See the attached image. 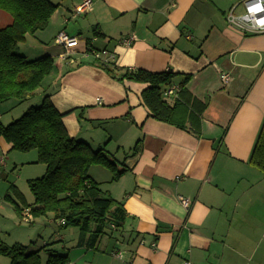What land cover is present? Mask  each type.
<instances>
[{
    "label": "crops",
    "instance_id": "0c3cea01",
    "mask_svg": "<svg viewBox=\"0 0 264 264\" xmlns=\"http://www.w3.org/2000/svg\"><path fill=\"white\" fill-rule=\"evenodd\" d=\"M48 1L56 9L46 29L20 45L22 56H36L30 60L51 57L53 70L33 96L0 104V123L48 96L69 137L115 162L117 180L100 166L88 176L125 218L94 249L80 246L78 230L51 214L33 218L38 238L46 237L42 246L53 243L46 249L58 247L68 264H264V175L248 165L264 120V34L227 25V11L240 0H91V11L76 16L81 0ZM60 32L80 38L64 58L54 42ZM127 38L128 47L121 44ZM92 50L107 51L108 65L118 69L189 75L184 89L195 103L184 110L194 118L184 128L155 121L141 101L145 86L112 79ZM221 72L230 81L221 82ZM14 152L0 139V172L10 165L24 172L28 163ZM0 264L9 260L0 256Z\"/></svg>",
    "mask_w": 264,
    "mask_h": 264
},
{
    "label": "trees",
    "instance_id": "16d2710c",
    "mask_svg": "<svg viewBox=\"0 0 264 264\" xmlns=\"http://www.w3.org/2000/svg\"><path fill=\"white\" fill-rule=\"evenodd\" d=\"M56 6L48 0H0V10L9 14L10 24L0 28V104L7 101L22 102L33 96L53 70V60L42 56L28 60L18 54V44L27 36L46 29ZM112 79L144 85L140 93L141 101L155 121L184 128L187 119H193L186 107H193L195 100L184 89L189 75L169 71L152 73L142 69H118L108 63L100 65ZM183 77L175 84V79ZM178 88L175 98L165 99L163 93L174 85ZM202 105L199 112L204 109ZM59 114L44 96L38 106L28 108L20 117L4 126L0 123V139L11 145V150L19 153L35 151L36 163L45 166L44 174L38 179L27 181L33 198L32 205H26L22 195L14 185L8 187L4 200L13 205L19 214L18 204L30 208L37 219L51 214L54 221L64 220L62 228L78 230V244L94 249L101 236L108 230H117L124 223L122 206L101 192L88 176L91 166H100L111 173V181L120 177L115 162L102 150L92 151L88 145L67 135ZM183 120V122H182ZM195 121H199L197 118ZM197 121V122H198ZM196 123V122H195ZM199 123V122H198ZM199 137L200 130L192 128ZM248 165L264 175V120L258 131ZM53 243L29 251L28 246L0 244V256L9 264H68L66 256L53 249ZM46 255L42 263L40 254Z\"/></svg>",
    "mask_w": 264,
    "mask_h": 264
},
{
    "label": "rangeland",
    "instance_id": "374dc122",
    "mask_svg": "<svg viewBox=\"0 0 264 264\" xmlns=\"http://www.w3.org/2000/svg\"><path fill=\"white\" fill-rule=\"evenodd\" d=\"M10 22H11V17L9 16V14L0 10V28L5 27L6 25L10 24ZM20 44L22 43L18 44V46L20 47L17 53L21 55L22 51H24V49L26 48V45H20ZM28 57L29 58L27 59L30 60L32 59V57H36V56H28ZM35 154H36L35 151H32L30 153L14 152V154L12 155L13 158L15 157V155L20 156L21 158L20 161L28 163V165H24L25 169L22 170L24 172H21V166L13 168L11 165L7 166L5 170L0 172V198H1L0 215L2 216V217L0 216L1 219L0 238L4 241V245H8V246H12L14 244H21L24 246L30 245L29 251H33L41 248L40 246H42L43 239L46 240L45 236L44 238L43 237L38 238L41 235L40 234L41 224L39 222L38 223L35 222L34 224L22 223L18 217L19 214H16L14 212L13 205L4 201L3 198L6 194H8V187L17 182L16 184L19 186L20 190L25 196V199L28 203L27 205L29 206L33 204V198L28 189L27 181L40 178L43 175L42 170L44 168V165L36 163L37 155ZM10 196L18 204L19 208H21L22 205L12 195ZM32 218L34 217L32 216ZM41 219H45V218L42 217ZM60 230L57 233H60ZM41 233H44L43 230ZM36 234L38 235L36 236ZM48 241L52 242L51 240ZM67 241H69V239H67ZM55 250L57 252L62 253L58 247H56ZM44 258L45 255L41 253L40 259L42 263L44 262Z\"/></svg>",
    "mask_w": 264,
    "mask_h": 264
},
{
    "label": "built area",
    "instance_id": "2783aa9c",
    "mask_svg": "<svg viewBox=\"0 0 264 264\" xmlns=\"http://www.w3.org/2000/svg\"><path fill=\"white\" fill-rule=\"evenodd\" d=\"M241 7L240 12H236L237 6ZM91 11V0H81L80 4L74 8L72 15H85ZM226 23L234 30L242 35H259L264 34V0H240L237 5L232 6L226 14ZM132 41V38L121 40V44L128 47ZM56 45L60 46L64 53L61 57L75 49L79 42V37H69L65 33L60 32L54 39ZM91 55L95 60H100L103 63H108L109 54L107 51H91ZM220 80L223 83L230 81L231 77L229 74L221 72ZM178 92V88L175 85L168 87L163 93V97L167 100L175 98ZM3 166V161L0 159V167ZM180 205L186 210L190 207V202L186 198H177ZM19 219L24 224H32L33 218L30 212V208L24 207L19 213ZM59 226L64 225V220L60 219L55 222ZM120 257V255L115 254ZM183 264H189L188 261H184Z\"/></svg>",
    "mask_w": 264,
    "mask_h": 264
}]
</instances>
